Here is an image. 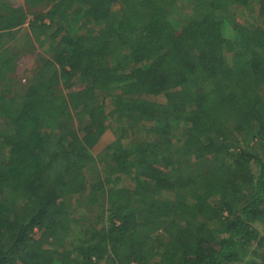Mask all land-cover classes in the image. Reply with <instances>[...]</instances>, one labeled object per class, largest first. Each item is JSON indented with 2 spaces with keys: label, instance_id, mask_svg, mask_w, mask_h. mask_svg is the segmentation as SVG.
Instances as JSON below:
<instances>
[{
  "label": "trees",
  "instance_id": "1",
  "mask_svg": "<svg viewBox=\"0 0 264 264\" xmlns=\"http://www.w3.org/2000/svg\"><path fill=\"white\" fill-rule=\"evenodd\" d=\"M14 2L0 264H264V0Z\"/></svg>",
  "mask_w": 264,
  "mask_h": 264
},
{
  "label": "rangeland",
  "instance_id": "2",
  "mask_svg": "<svg viewBox=\"0 0 264 264\" xmlns=\"http://www.w3.org/2000/svg\"><path fill=\"white\" fill-rule=\"evenodd\" d=\"M15 2V6L16 7H18V5H23V1L24 0H14ZM18 4V5H17ZM240 16H242V15H240ZM29 20H30V17H29ZM26 23H28V17L26 18V20H25V23H24V25H26ZM20 33H22V34H20L21 35V37H20V39L19 40H22V41H24V39H25V34H28V35H32V37L33 38H35V35L33 34V33H31V29H25V30H20ZM41 39V38H40ZM33 41H34V39H33ZM42 41H44V43H45V45H47L48 43L46 42V40L43 38L42 39ZM47 43V44H46ZM44 44H42V43H39L38 41H36V42H34V43H32V44H30V46L28 47H26L25 49H24V52L22 53V55H21V58L19 59V65L20 66H22V68H24V69H29L31 66H32V63H33V60H34V57L37 55V53L42 49V50H45V48H46V46H45ZM46 50H48L47 48H46ZM112 123V127H113V131H114V133H115V136H118V133L119 132H122V130L120 129V125H121V123L120 122H117V118H116V120H115V118H114V121L113 122H111ZM109 137H110V135H108ZM109 140V138L108 137H106V139H104V142H107ZM104 144H102L101 146H103ZM99 150H100V148H99ZM194 169V165L193 166H187V167H183V168H181L180 170H179V174H182L184 177H186V178H189V177H193V175H192V173L191 172H194V171H192ZM65 209H68L69 210V207H65ZM84 210H86V211H84ZM98 211H99V209L98 208H96V207H89V206H87V207H85L82 211H81V213H82V215L81 216H83V213L84 214H90V215H94L93 213H98Z\"/></svg>",
  "mask_w": 264,
  "mask_h": 264
},
{
  "label": "crops",
  "instance_id": "3",
  "mask_svg": "<svg viewBox=\"0 0 264 264\" xmlns=\"http://www.w3.org/2000/svg\"><path fill=\"white\" fill-rule=\"evenodd\" d=\"M23 26H27V23H26V25H23ZM108 122H109V124H110V127L113 128V127H112V123H111V121L108 120ZM110 133L112 134V132H110ZM112 137L115 138V137H117V136H115V134H114V135L112 134V135H110V137H108V138H112Z\"/></svg>",
  "mask_w": 264,
  "mask_h": 264
}]
</instances>
